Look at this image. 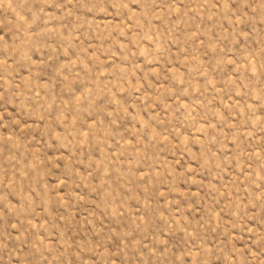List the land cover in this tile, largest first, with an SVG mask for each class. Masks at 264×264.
Here are the masks:
<instances>
[{
  "label": "rangeland",
  "instance_id": "rangeland-1",
  "mask_svg": "<svg viewBox=\"0 0 264 264\" xmlns=\"http://www.w3.org/2000/svg\"><path fill=\"white\" fill-rule=\"evenodd\" d=\"M0 264H264V0H0Z\"/></svg>",
  "mask_w": 264,
  "mask_h": 264
}]
</instances>
